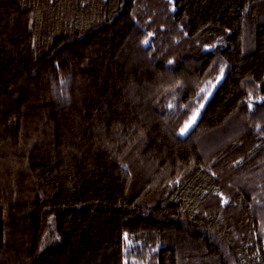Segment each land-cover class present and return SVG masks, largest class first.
Here are the masks:
<instances>
[{
    "label": "trees",
    "instance_id": "16d2710c",
    "mask_svg": "<svg viewBox=\"0 0 264 264\" xmlns=\"http://www.w3.org/2000/svg\"><path fill=\"white\" fill-rule=\"evenodd\" d=\"M0 264H264V0H0Z\"/></svg>",
    "mask_w": 264,
    "mask_h": 264
},
{
    "label": "rangeland",
    "instance_id": "374dc122",
    "mask_svg": "<svg viewBox=\"0 0 264 264\" xmlns=\"http://www.w3.org/2000/svg\"><path fill=\"white\" fill-rule=\"evenodd\" d=\"M198 112L195 113L189 120V122H187L185 124V126L183 127V129L180 131L179 135L180 137H184L194 126V124L196 123L197 121V118H198Z\"/></svg>",
    "mask_w": 264,
    "mask_h": 264
},
{
    "label": "snow or ice",
    "instance_id": "6c2138e0",
    "mask_svg": "<svg viewBox=\"0 0 264 264\" xmlns=\"http://www.w3.org/2000/svg\"><path fill=\"white\" fill-rule=\"evenodd\" d=\"M145 43H147V41Z\"/></svg>",
    "mask_w": 264,
    "mask_h": 264
}]
</instances>
